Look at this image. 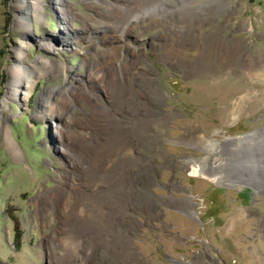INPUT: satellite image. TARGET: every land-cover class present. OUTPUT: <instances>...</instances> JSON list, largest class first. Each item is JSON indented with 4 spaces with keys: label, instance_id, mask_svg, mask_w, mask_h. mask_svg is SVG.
<instances>
[{
    "label": "rangeland",
    "instance_id": "obj_1",
    "mask_svg": "<svg viewBox=\"0 0 264 264\" xmlns=\"http://www.w3.org/2000/svg\"><path fill=\"white\" fill-rule=\"evenodd\" d=\"M141 1L121 31L98 0H41L25 32L14 0H0V264H264V0ZM67 7L77 17L68 25ZM23 43L24 65L37 72L27 100L25 86L7 94ZM124 59L128 91L107 92L99 77ZM90 98L110 112L91 109ZM59 127L78 142L87 134L88 154H100L85 179L115 180L88 182L81 216L75 200L69 213L48 202L75 180ZM112 131L129 149L112 147ZM195 164L209 172L194 176Z\"/></svg>",
    "mask_w": 264,
    "mask_h": 264
},
{
    "label": "bare ground",
    "instance_id": "obj_2",
    "mask_svg": "<svg viewBox=\"0 0 264 264\" xmlns=\"http://www.w3.org/2000/svg\"><path fill=\"white\" fill-rule=\"evenodd\" d=\"M98 3L101 4L102 6H104L105 8H107L108 12L115 17V19L113 20L114 21L113 26L115 25L114 27L119 28V30L121 29V31L124 29L125 25L129 21H131L133 19H136V20L139 19V12L137 13V9L140 8L141 5H143L141 0H134V1L120 0L119 2L115 1V0L113 2L112 1L108 2L107 0H98ZM55 4L64 5L65 0H56ZM41 5H42L41 0H14V6H15V9L17 10V15H18L15 18L14 25L17 27L24 28L25 32H28V25H27L28 22L26 23V21H24V20H28V19H30V17H36V16L39 18L41 16L40 15V9L42 8ZM60 7L61 6H58L57 8L59 9ZM59 10L61 11V8ZM71 10L72 9H69L68 7H67V9L64 8L62 10L63 16L61 19H62V22L64 24L66 23L68 25V23H70V21H73L74 19L77 18L76 14L71 12ZM65 11L69 12V13L66 14ZM131 17H132V19H131ZM110 19H111V17H110ZM105 26H106V24H105ZM66 42L68 45L69 41H65V43ZM40 45L44 46L48 50H52V49L56 50V48L53 45L46 43V42H41ZM25 46L26 45L24 43L21 44V46L19 47V51L21 52V55L16 58L17 62L15 63V65H13L10 68L11 78H10L9 85H8L9 86V91L7 92L8 98H17L18 97V90L21 87L25 86L26 90H25V96H24L23 100H27V96L31 92V90L34 86V81L32 80V76L37 72L33 69H29L27 66L24 65V57L22 56V53H23L22 51H24ZM113 61H110V66H111V68L113 67V70H114V72L112 70V76L106 77L104 74L101 75V77L98 76L100 78V82H98V85H101L103 83L102 87L104 89H106L107 92H112V93L123 92V93H126L128 90L124 92V88L121 86L122 85L121 82L126 77V73H127L126 71H128V70H126L127 66H125L126 71L122 67L123 64L127 65V60L124 59L122 62L121 61L117 62L116 60L114 62ZM88 65L91 68V70H90L91 73L88 75V81L90 80L94 86V85H96L95 83L99 80V79L95 80L96 76L94 75L95 70H96V67H95L96 64L94 65L93 62H91V63L89 62ZM98 70L99 69H97L96 71H98ZM38 71H39V69H38ZM133 80L134 81H132V83L135 82V79H133ZM144 80L145 79H143L142 81H144ZM67 86H68V90L70 92H73V93H77L82 88V87L80 88V87L74 86L70 83L67 84ZM151 86L153 87V85H151ZM61 91L64 92V88ZM57 92H59L57 88L47 89V92L43 93V94H45L46 98L40 97L39 103L46 105V103H48L52 97L51 94L55 93V95H56ZM43 94H42V96H43ZM8 98H6V100H4L5 106H7ZM110 98H111L112 103L116 102L114 99L116 97H113L110 95ZM118 99L119 98H117V100ZM45 100H46V103H44ZM86 101H87L88 105L91 107V109H93L97 112H98V110L100 112H102V114H106V113L108 114L110 112V110H109L110 102L104 101V102H106L104 104V102L102 103V102H99V100L96 101L95 99H92V98L87 99ZM118 101L123 102L121 99H119ZM52 115H54V114L51 112L49 114H47L48 118H51ZM55 115H56L57 119L61 118L60 114H55ZM109 118H110V116H109ZM7 127H8L7 125H5L3 127L4 142L6 143V146L8 148H10L13 155L15 157L19 158L22 156V152H21L18 144L15 142V139H14L13 135L11 134V131ZM64 130L65 129H63L62 127H59V129H57L58 137H61V139H63L65 141V143L62 144V146H60L57 149L59 151L63 152L62 154L65 155V157L69 161V164H71V171L73 174L69 173V176L71 174L74 175L75 180L64 179L65 183L60 188H58L57 190H55L51 194H49L48 202H50V205L55 204V203L58 204V202H59L61 204L60 205L61 211L64 213H69L71 211L69 204L72 200L73 201L75 200L76 202L75 201L73 202L75 204V213H77V214H79V216H81L82 214H87V212H88L87 210L84 209V207L81 208V206L82 205L84 206V204L81 203L79 205L81 200L85 201L86 198H88L87 196H90L87 194L88 182L90 181L92 188L97 189L98 187L102 188L106 183L108 184L109 181L113 182L115 180H113L114 178H112L111 176L107 177V176H104L103 174H101L99 172H96L92 175V177H90V178L87 177L85 179L84 174H83V170H86L90 166H93V165H91V164H94L92 161L95 160L96 157H98V156L100 157V154L97 153L98 151L95 153L88 154V144L91 140L87 137L88 136L87 134L85 135V138L83 137L84 139H82L81 141L78 142L74 138H72L71 136H68L66 134V133L69 134L70 132L75 133L76 132L75 130L71 129V130L66 131V133H64ZM112 132H113V135L118 134V136H116V138L113 141L112 147L116 148V146H117V148H120L123 151L125 149H129V146L127 145V143H125L126 140L122 137V131H120V132L112 131ZM109 134L110 135L108 137H110L112 133H109ZM66 135H67V138H69V139L65 138ZM92 144H94V143L92 142ZM212 144H215V142L213 141ZM208 146H210L209 147V152H210L213 149L212 147H214V145L211 146V144H208ZM107 168H108V166H107ZM205 170H206V168L203 165H199V164H195L191 167V173H193L194 176H204V173L209 172V171H207V170L205 171ZM214 177L215 178L218 177V179L221 180V178L219 176L214 175ZM113 183H115V182H113ZM75 193L78 194L79 196H83V197L82 198L79 197V199L78 198L75 199V197H74ZM62 195H63V197L64 196L65 197L62 200H60V198H61L60 196H62ZM102 207H103V205H102ZM50 209L51 208H49L48 210H50ZM100 210L103 212V208ZM42 211H43L42 212L43 215L48 214V213H46L47 211H44V209H42ZM50 212L51 213H49V214H51V215L54 214V211H50ZM117 216H118V213L115 217H117Z\"/></svg>",
    "mask_w": 264,
    "mask_h": 264
},
{
    "label": "water",
    "instance_id": "obj_3",
    "mask_svg": "<svg viewBox=\"0 0 264 264\" xmlns=\"http://www.w3.org/2000/svg\"><path fill=\"white\" fill-rule=\"evenodd\" d=\"M246 134H244V135H241L242 137H244Z\"/></svg>",
    "mask_w": 264,
    "mask_h": 264
}]
</instances>
